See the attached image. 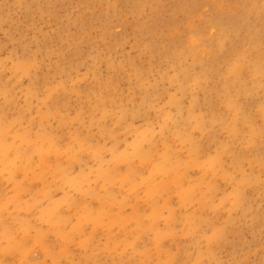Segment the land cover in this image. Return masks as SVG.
Masks as SVG:
<instances>
[{"label":"bare ground","instance_id":"obj_1","mask_svg":"<svg viewBox=\"0 0 264 264\" xmlns=\"http://www.w3.org/2000/svg\"><path fill=\"white\" fill-rule=\"evenodd\" d=\"M24 1L30 13H33L31 9L33 5L40 6L39 0ZM24 1L20 0L19 5L24 4ZM69 1L46 0L45 11L50 16L58 18L60 17L58 7ZM118 1L125 3L129 11L139 15L132 24L134 31L140 32L138 43L154 53L158 59L166 58L169 63L177 67L176 77L179 88L183 95H191L190 106L185 111L181 98L172 95L168 102L178 110L176 116L170 114L165 107H158V131L149 124L136 129L135 145L138 149V159L124 154L116 147L112 150L110 159L105 160L103 151L107 145L103 141L93 143L90 134L82 136L74 133L72 137L77 141L76 146L69 144L62 147L57 133L45 131L43 144L36 146L26 130L22 133L21 139L27 142L28 147L26 150H17V155L25 156L26 173L32 172L34 179L43 181V193L50 199L52 197L48 173L55 178L65 177L70 189L79 188V179L72 175V168L74 163L80 161L86 153L100 161L102 172L110 184L104 190L106 203L104 200L98 207L81 199L66 197L57 203L53 202L54 211L51 212V209L47 208L42 212V216L49 222L48 229L40 224L37 228V241L46 254L51 252L48 242L51 237L50 230L55 232L53 236L71 242L75 240L74 232H79L84 236L79 242L83 246L84 254L86 253L85 259L92 261L102 248L112 252L116 250L118 235L115 226H119L123 228L125 246H132L135 250L145 252L149 248L146 233L151 231L156 240L158 255L163 259L162 264H178L176 253L166 242L175 238L177 234V226L174 225L177 220V210L172 204L171 194L178 193L187 206L198 203L201 208L213 207L214 196L220 190L221 177L235 178L234 171L243 168L250 149L255 151L256 160L264 168V0ZM77 2L88 7L103 8L107 13L106 18L103 19L105 29L108 31L112 29L114 20L111 14H116L113 0H77ZM148 6L151 8L150 17L143 20L140 15ZM206 6H209L208 10H205ZM166 13H168L167 19ZM83 19V15L77 18L79 23L84 22ZM164 26L167 30L165 35H163ZM181 26L184 28V36L179 33ZM24 47L31 51L30 44L24 43ZM31 57L21 60L19 67L28 69L31 64L38 66ZM57 69L64 71L60 64H57ZM150 70H153L152 66ZM167 78V74L162 71L161 80ZM137 82L141 99L139 103H133L132 108L128 107V100L136 101L133 94L129 92L126 96L121 95L118 93L119 85L112 80L106 81L105 92L93 91L95 94L93 97L98 99L90 104L91 121L98 126L102 135L118 138L117 130L114 127L108 128V119L114 124L122 125L127 131L130 118L147 115L150 108L157 107L153 102L160 94L156 88L159 86L158 82L149 86L143 74L138 76ZM59 85L66 92L69 91L65 81L59 82ZM199 88L202 94L198 93ZM6 90L5 94L8 97L9 90L7 88ZM32 91L35 94L38 92L36 84L33 85ZM8 101L11 104L15 103L12 97H9ZM8 118V114L5 116L2 114L0 117L3 133L0 151L5 153L2 161L11 166L17 162L9 155L11 145L6 134L11 122ZM66 121L64 115L58 116L59 124ZM215 128H221L228 139L217 141L218 130ZM197 133H202L205 136L203 138H207L206 144L197 143ZM176 140L189 145L187 157L177 149ZM211 140L218 145V151L213 155L207 151ZM159 141L162 142L163 147H160ZM238 143L248 145L247 149L243 146L238 147ZM135 145L133 144V147ZM63 153L69 155L66 161L63 159ZM36 154L40 157L41 163L34 167ZM53 159H56V164H52ZM225 161H229L226 169ZM189 162L202 169V177L192 178L188 170ZM147 171L150 172L149 175H146ZM156 173L167 175L168 179L159 181L155 177ZM84 178L88 179V176ZM141 185H145L147 201L152 205L151 216L138 206ZM125 186L136 195V204L129 212L126 196L120 194ZM249 187L258 188L264 196V190L261 188L264 187V182L256 175H244L234 189L233 208L245 206L246 210H251L248 207L252 203L247 191ZM89 192L99 199L102 198V191L90 189ZM35 194L39 196V192ZM18 200L19 198L15 202L20 206ZM67 202L76 208V221L71 217L70 212L62 209ZM34 205H36L34 202L27 204L29 209ZM162 209L167 210L166 221H169L168 227L164 229H161L158 223L164 212H161ZM18 210L20 214L21 206ZM191 216L192 214L186 219ZM193 216L199 222L198 226H194L197 231L208 224L200 214L194 213ZM147 217L150 221H147ZM104 221H108L109 234L105 242L100 238L96 243V238L100 235L96 226ZM132 226L137 230V234L130 235ZM3 229L8 234L10 246L9 249H0L11 254L16 243L12 241L10 236L12 231L8 225ZM179 243L185 244L181 239ZM21 244L24 245V241H21ZM64 253L65 255L61 253L60 256H69L68 250ZM54 261L56 263L59 261L57 255L54 256ZM96 263L100 262L97 260Z\"/></svg>","mask_w":264,"mask_h":264},{"label":"rangeland","instance_id":"obj_2","mask_svg":"<svg viewBox=\"0 0 264 264\" xmlns=\"http://www.w3.org/2000/svg\"><path fill=\"white\" fill-rule=\"evenodd\" d=\"M19 1L1 0L0 5V117L2 114L4 116L8 114L11 122L6 134L11 145L9 155L17 162L8 166L2 161L4 151H0V248L9 249L10 246L8 234L3 229L5 225L12 231L10 236L16 243L11 254L0 249L2 260L0 264H97V260L99 264H162L163 259L158 255L156 240L151 231L146 233L149 248L141 252L132 246H125L123 228L119 226H115L118 235L116 250L112 252L102 248L92 261L85 259L86 253L84 254L83 246L79 242L84 236L79 232H74L75 240L71 242L53 236L55 232L50 230L51 237L48 242L51 252L46 254L37 241V228L40 224L48 229L49 222L42 216V212L47 208H50L51 212L54 211L53 202L57 203L66 197L81 199L98 207L105 200L104 190L110 184L102 172L100 161L86 153L72 168V175L79 179V188L70 189L65 177L55 178L48 173V182L51 184L50 199L43 193V181L34 179L32 172L26 173L25 156H18L17 150H26L28 147L27 142L21 139L25 130L36 146L43 144L44 133L54 131L58 134L62 147L69 144L76 146L77 141L72 137L74 133L82 136L90 134L93 143L103 141L107 145L103 151L105 160L110 159L111 152L116 147L124 154L138 159V149L135 145L136 129L149 124L158 131V107H165L170 114L176 116L178 110L168 102L172 95L181 98L185 111L191 104V95H183L180 91L176 77L177 67L166 58L158 59L154 53L138 43L140 32H135L132 24L139 15L129 11V7L118 0H113L118 15L111 14L114 21L110 31L105 29L103 19L107 13L100 6L88 7L79 4L77 0H70L58 7L60 17L54 18L45 11L46 0H39L40 6L33 5L31 8L33 13L28 11L24 0V4L21 5ZM208 9L209 6H206L205 10ZM150 14L151 8L148 6L140 17L147 20ZM81 15L84 16V22L79 23L77 18ZM167 15L168 13L165 14L166 19ZM163 32V35L167 33L165 26ZM179 33L184 36L182 26ZM24 43L30 44L31 51L25 49ZM31 55L38 66L31 64L28 69L19 67V62ZM57 64H60L64 71H59ZM162 71L168 76L164 81L161 80ZM140 74H143L149 86L158 82L159 86L156 88L160 94L153 102L157 107L150 108L147 115L130 118L127 131L122 125L114 124L108 119V128L114 127L119 134L118 138L102 135L98 126L91 121L90 104L98 99L93 97L95 95L93 91L105 92L106 81L112 80L119 85L118 93L123 96L129 92L133 94L136 101L128 100V107L132 108L133 103H139L141 99L137 82ZM62 81L66 82L68 92L59 85ZM34 84L38 87L36 94L32 91ZM6 88L9 90L8 97L5 94ZM197 91L202 94L200 88ZM9 97L13 98L14 104L8 101ZM203 106L205 108V102ZM59 115H64L67 121L59 124ZM215 129L218 130L217 141L228 139L221 128ZM2 135L0 127V145ZM203 137L205 136L202 133L196 134L198 144H206L208 140ZM175 142L179 152L187 157L189 145L179 140ZM210 143L208 153L216 154L218 145L212 140ZM158 144L163 147L161 141ZM237 145L243 146L244 149L248 146L241 143ZM63 155L66 161L69 155L65 153ZM39 158L37 154L34 156V167L41 163ZM192 162L188 163L189 173L192 178L199 179L202 177V169ZM225 163L226 169L229 161ZM52 164H56V159ZM234 172L236 177L233 179L221 177L220 190L214 196L213 207L201 208L198 203L187 206L178 193L171 194L172 204L177 210V220L174 224L177 226V234L175 238L166 242L176 253L178 264H264V196L258 188L249 187L247 191L252 203L248 207L251 210H246L245 206L233 208L232 204L238 181L244 175H256L264 182V168L256 160L255 151L250 149L243 168ZM149 174L147 171L146 175ZM85 176H88V179H85ZM155 177L159 181L168 179L167 175L160 173H156ZM261 188L264 190V187ZM90 189L102 191L103 200L90 193ZM144 190L145 185H141L138 206L151 216L152 205L148 203ZM36 192H39V196L35 194ZM120 194H125L129 212L136 204V195L131 193L128 186H125ZM18 198L21 203L20 214L18 210L20 206L15 202ZM29 202L36 205L29 209L27 206ZM62 207L63 210L70 212L76 221V208L68 202ZM162 211L164 212L158 223L161 229H164L168 227L169 221H166L167 210ZM194 213L200 214L208 221V224L199 231L194 229L199 223L194 218ZM191 214L187 220L186 217ZM148 220L150 221L149 217ZM107 223L108 221H104L96 226L100 234L96 238V243L100 238L105 242L109 234ZM136 232L132 226L130 235L137 234ZM180 239L184 241V245L179 243ZM21 241H24V245ZM89 243L91 245V241ZM65 250L69 251V256H60L61 253L65 255ZM56 255L59 260L57 263L54 261Z\"/></svg>","mask_w":264,"mask_h":264}]
</instances>
